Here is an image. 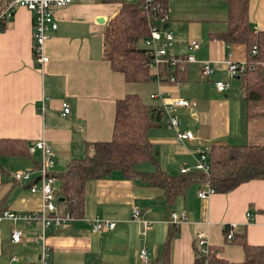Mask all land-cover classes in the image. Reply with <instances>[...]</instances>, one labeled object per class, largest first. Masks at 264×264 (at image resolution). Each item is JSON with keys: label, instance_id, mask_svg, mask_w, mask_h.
<instances>
[{"label": "crops", "instance_id": "crops-1", "mask_svg": "<svg viewBox=\"0 0 264 264\" xmlns=\"http://www.w3.org/2000/svg\"><path fill=\"white\" fill-rule=\"evenodd\" d=\"M138 1L74 0L54 10L58 28L48 34L44 46L48 62L43 66L35 63L32 52L33 14L16 8L12 19L5 22L0 30V140L23 141L24 150L0 153V211L40 213L41 195L30 191L32 185H40L38 177L33 175L31 182L21 184L12 178L16 172L36 171L40 152L30 154L28 148L37 142L52 149L57 179L71 161L90 156L92 144L111 141L116 103L126 95L146 96L150 102L144 104L159 110L163 103L189 100L196 108L178 109L176 116L179 130L193 132L194 139L177 143L176 132L167 128L168 118L162 114L147 134L156 163L136 165L132 178L115 171L105 179L87 182L82 216L47 233L52 264H143V248L149 263H154L170 231L175 232L170 264H194L193 243L198 233L206 235L210 247L217 250L218 264H239L244 260L242 237L250 246L264 244V180L250 181L206 200L198 198L206 185L196 181L167 204L163 190L150 186L139 174L159 169L170 177H181L182 167H191L194 157L207 155L213 146L264 145V101L248 104L239 78L230 80L223 93L214 85L226 78L228 56L233 62H247V48L210 38L226 29V0H169L168 11L171 2L177 1L192 10L179 21H171L167 11L164 29L173 33L177 55L184 54L191 41L199 43L196 62L177 73L175 84L157 82L151 70L145 82L128 83L106 60L104 34L122 4ZM6 2L0 0V12ZM248 22L254 33L264 32V0L248 1ZM205 61L215 69L209 78L201 76ZM151 95L158 97L151 99ZM64 102L70 107L66 117L61 116ZM42 103L44 111L40 110ZM59 188L57 179L56 192ZM134 207L150 227L132 220ZM170 212L186 213L188 222L172 228L167 222ZM93 218L113 221L116 227L93 234L88 223ZM230 224L235 225L234 239L227 241L224 226ZM15 231L21 235L18 243L11 240ZM41 231L36 220L3 221L0 264H38L40 245L33 237Z\"/></svg>", "mask_w": 264, "mask_h": 264}, {"label": "trees", "instance_id": "trees-1", "mask_svg": "<svg viewBox=\"0 0 264 264\" xmlns=\"http://www.w3.org/2000/svg\"><path fill=\"white\" fill-rule=\"evenodd\" d=\"M249 0H226L228 19L226 29L210 36L226 45L243 44L247 48L249 69L240 76L242 89L248 104L264 101V32L254 33L248 22ZM168 11L169 0H154ZM143 0L122 4L119 13L109 23L105 34V57L113 71L121 73L126 82L142 83L149 76L147 63L150 56L140 46L148 35L143 10ZM5 23L0 24V30ZM256 54L251 55L253 48ZM178 74H176L177 78ZM162 112L145 105L138 95H126L116 103L113 136L111 141L91 145L92 154L71 161L65 171L56 176L60 182L57 191L60 206L74 219L83 213L84 187L89 181L101 180L115 171L132 178L137 174L135 166L142 162L155 164L153 147L148 140V130L159 121ZM23 141L0 140V153H22ZM209 174L189 172L181 177H170L157 169L153 173L139 174L150 186L163 190L167 204L182 195L192 182H201L214 189V194L229 193L240 185L264 180V145L213 146L208 153ZM225 234V233H224ZM175 232L170 231L165 244L158 252L157 260L149 264H170V242ZM226 237V236H225ZM242 239L244 260L239 264H264V244L250 246ZM194 264H218L216 249L211 248L202 257L195 243Z\"/></svg>", "mask_w": 264, "mask_h": 264}, {"label": "built area", "instance_id": "built-area-1", "mask_svg": "<svg viewBox=\"0 0 264 264\" xmlns=\"http://www.w3.org/2000/svg\"><path fill=\"white\" fill-rule=\"evenodd\" d=\"M174 1V0H170ZM74 0H7L4 9L0 12V24L12 19L16 8H24L33 14L32 21V52L36 64L43 66L48 62V58L44 55V46L49 38V32L57 30L58 25L54 19L53 11L71 5ZM143 10L147 23L148 35L142 41V48H144L150 60L147 63L148 70H151L152 77L157 82L166 80L171 84H175L176 74L182 71L187 64L195 63V54L199 49L197 41H191L185 50L184 54L177 55L174 53V37L171 32L164 29V25L168 21L167 13L163 8L156 4L154 0H143ZM256 54V48L251 51V55ZM226 78L218 80L214 83L216 91L219 93L225 92L230 86V80L240 78L248 69V63L233 62L230 57L225 61ZM215 69L210 62H201V76L209 78L213 75ZM158 95H151V99H155ZM61 116L66 117L70 113L69 105L64 102L61 105ZM196 103L189 100H175L168 103H163L160 111L168 118L167 128L176 132V142L184 145L185 142L194 139V133L191 131H180V121L176 116L178 109L194 110ZM41 111L45 110V104L42 103ZM40 152V162L36 171H20L12 175L16 183H28L32 181L33 175L38 177L39 186L32 185L30 191L32 193H39L42 198V207L39 214L35 215H20L8 211H0V224L5 221L17 222L25 221L27 223L32 221H39L42 226L40 234L33 237V241L40 245V254L38 264H52V251L47 243V233L51 228H62L74 221V218L66 211L59 209V198L55 189L57 179L54 176V153L52 149L43 141L37 142L28 148V152ZM189 172H200L204 175L209 174V162L205 153H199L194 157V162L191 167L184 166L181 168L182 175ZM215 191L209 185L198 194V198L206 200ZM141 211L134 207L132 211V220L142 223L146 228L150 227L151 223L141 221ZM246 218H251L250 214H246ZM168 224L172 228H178L184 223L188 222L186 213L177 214L170 212L168 215ZM90 230L93 234H100L104 231H112L116 227L113 221L93 218L88 220ZM235 225L230 224L224 226L225 238L227 241L234 239ZM21 239L19 232H13L12 242L18 243ZM194 243L198 248L202 257H206L210 253V245L207 241L206 235L198 233L195 236ZM140 258L143 264H149V255L145 248L140 251ZM205 264H209L205 262Z\"/></svg>", "mask_w": 264, "mask_h": 264}, {"label": "rangeland", "instance_id": "rangeland-1", "mask_svg": "<svg viewBox=\"0 0 264 264\" xmlns=\"http://www.w3.org/2000/svg\"><path fill=\"white\" fill-rule=\"evenodd\" d=\"M132 1H134V0H132ZM171 3L172 4L169 6V11H168V17H170L169 19L171 21L182 20V19L187 17L189 12L192 11L189 8H187L185 5L180 3L179 1L171 2ZM172 35H173V33H172ZM140 46H142L141 43H140ZM233 84H234V82H233ZM141 98H142L141 100L143 103L149 104L150 101L148 100V98L146 96H142Z\"/></svg>", "mask_w": 264, "mask_h": 264}, {"label": "water", "instance_id": "water-1", "mask_svg": "<svg viewBox=\"0 0 264 264\" xmlns=\"http://www.w3.org/2000/svg\"><path fill=\"white\" fill-rule=\"evenodd\" d=\"M100 23H102V20H100ZM59 202H63V199H59Z\"/></svg>", "mask_w": 264, "mask_h": 264}]
</instances>
